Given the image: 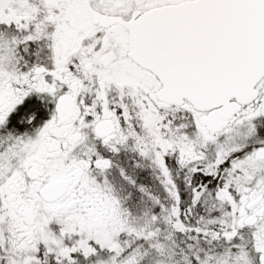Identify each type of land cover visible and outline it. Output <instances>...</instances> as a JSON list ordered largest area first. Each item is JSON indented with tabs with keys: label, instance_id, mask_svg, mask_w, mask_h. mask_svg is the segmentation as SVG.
Listing matches in <instances>:
<instances>
[{
	"label": "snow or ice",
	"instance_id": "snow-or-ice-1",
	"mask_svg": "<svg viewBox=\"0 0 264 264\" xmlns=\"http://www.w3.org/2000/svg\"><path fill=\"white\" fill-rule=\"evenodd\" d=\"M0 264H264V0H0Z\"/></svg>",
	"mask_w": 264,
	"mask_h": 264
}]
</instances>
